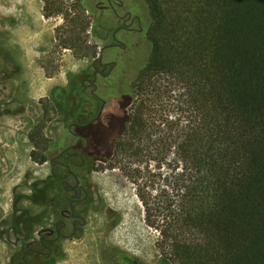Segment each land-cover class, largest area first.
Segmentation results:
<instances>
[{
    "label": "trees",
    "instance_id": "obj_1",
    "mask_svg": "<svg viewBox=\"0 0 264 264\" xmlns=\"http://www.w3.org/2000/svg\"><path fill=\"white\" fill-rule=\"evenodd\" d=\"M126 6L140 35L127 39L132 27L117 28L98 59L93 94L128 100L114 154L159 166L166 184H158V200L139 197L163 256L175 264H264V0Z\"/></svg>",
    "mask_w": 264,
    "mask_h": 264
},
{
    "label": "rangeland",
    "instance_id": "obj_2",
    "mask_svg": "<svg viewBox=\"0 0 264 264\" xmlns=\"http://www.w3.org/2000/svg\"><path fill=\"white\" fill-rule=\"evenodd\" d=\"M15 1L0 0V264H12L18 241L37 233L43 217L67 220L61 211L73 194L62 178H74L50 163L71 147V158L85 162L72 168L88 178L90 194L79 206L85 225L62 243L56 264H175L163 256L159 232L146 223L139 197L152 192L158 200V184H166L159 166L119 158L112 149L128 100L108 90L104 101L93 94L101 50L114 42L121 20L110 11L96 16L82 0H30L33 13L17 16L12 12L24 8ZM98 1H88L93 11ZM128 1L117 7L122 16ZM47 4L60 9L46 12ZM128 23L126 38L139 36V25ZM94 117L89 127H76Z\"/></svg>",
    "mask_w": 264,
    "mask_h": 264
},
{
    "label": "flooded vegetation",
    "instance_id": "obj_3",
    "mask_svg": "<svg viewBox=\"0 0 264 264\" xmlns=\"http://www.w3.org/2000/svg\"><path fill=\"white\" fill-rule=\"evenodd\" d=\"M90 0H82V3L87 6L88 11H91L96 16L100 15L102 12L110 11L113 15L121 20L118 29H131L128 23L131 20V13L128 11L125 15L119 14L117 7L118 2L121 0H99L97 2L95 11L89 7ZM139 22L138 18H134L131 22ZM113 30V35L117 30ZM102 53V50H101ZM101 55V54H100ZM82 139H79V143ZM75 147H71L74 149ZM74 152L69 156L65 157V152L60 155V158H54L51 160L52 168L66 169L68 175L74 178V181H70L67 177L62 178L63 188L73 194L72 199L69 203V208H63L61 214L63 218L67 219H49L48 217H43L40 219V224L43 226L35 233L34 231L27 235L26 240H19V249L14 254L12 264H56L58 259L63 257L62 253V243L68 238H74L80 233L81 229L85 225V220L83 218V212L79 210V206L89 198L90 185L88 184V178L80 177L75 174L74 166H81L79 159L71 158ZM92 167V166H91ZM91 167L89 170H91ZM88 170V171H89ZM38 182V180L36 181ZM34 182V183H36ZM83 194L85 198H83ZM26 219L28 215L23 216ZM51 223H47V221ZM45 224V225H44ZM71 225L70 230H66L67 226ZM26 238V237H25Z\"/></svg>",
    "mask_w": 264,
    "mask_h": 264
},
{
    "label": "bare ground",
    "instance_id": "obj_4",
    "mask_svg": "<svg viewBox=\"0 0 264 264\" xmlns=\"http://www.w3.org/2000/svg\"><path fill=\"white\" fill-rule=\"evenodd\" d=\"M11 1H13V0H11ZM15 1V0H14ZM16 2V1H15ZM14 2V3H15ZM33 2V1H32ZM12 3V2H11ZM16 4V3H15ZM15 4H11V5H14L15 6ZM30 0H21V1H19V3H17V8H20V7H23L24 9H23V11H21V10H14L13 12H12V14L14 15H17V16H21V15H27V17L28 16H30L31 15V13H33V11L31 10V6H30ZM33 5V4H32ZM35 5V4H34ZM33 5V6H34ZM36 6V5H35ZM34 6V7H35ZM12 7V6H11ZM35 8H37V7H35ZM13 9V8H12ZM36 10V9H35ZM38 10V9H37ZM1 11V10H0ZM10 14V13H9ZM36 15V14H35ZM38 15V14H37ZM24 18V17H23ZM32 25V24H31ZM22 30V29H21ZM20 30V31H21ZM28 33V32H27ZM38 35V34H37ZM36 36V35H35ZM30 37V36H29ZM31 39V38H30ZM34 42V41H33ZM40 45V44H39ZM33 46V45H32ZM37 98V97H36ZM8 138V137H7ZM6 139V138H5ZM4 141V140H3ZM103 178V177H102ZM106 178V177H105ZM107 179V178H106ZM98 180V179H97ZM97 180H95V181H97ZM101 180V179H100ZM94 181V180H93ZM99 181V180H98ZM99 182H102V181H99ZM105 182V181H104ZM97 183V182H96ZM105 184L103 183V186H104ZM107 185V184H106ZM105 187V186H104ZM112 207L114 208V209H116V210H118V211H120L119 210V207L117 208V207H115L114 205H112ZM105 239V238H104ZM108 242V241H107ZM110 242L112 243V244H114V245H116V246H118V244H117V242H115L114 241V239L113 238H111L110 237ZM109 242V243H110ZM106 244H108V243H106ZM111 245V244H110ZM113 246V245H112Z\"/></svg>",
    "mask_w": 264,
    "mask_h": 264
}]
</instances>
